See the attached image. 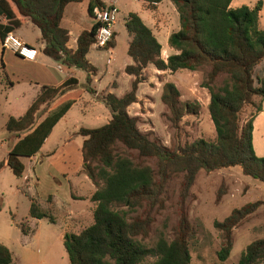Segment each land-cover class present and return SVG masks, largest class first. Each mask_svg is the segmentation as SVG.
<instances>
[{"label":"trees","instance_id":"16d2710c","mask_svg":"<svg viewBox=\"0 0 264 264\" xmlns=\"http://www.w3.org/2000/svg\"><path fill=\"white\" fill-rule=\"evenodd\" d=\"M86 1L91 17H94L95 9L106 7L103 0H0V18H6L9 23L6 26L0 24V38L3 42L9 33L21 28L26 21L32 22L41 31L44 54L67 68L86 72L88 91L95 94L90 85L93 76L97 75V68L90 63L88 55L95 43L99 24L80 34L76 50L69 48L70 32L62 26L68 5ZM143 1L150 9L162 2ZM170 1L181 21L180 31L169 39L170 47L178 53L165 61L162 45L153 30L137 13H130L126 22L131 38L128 55L134 64L126 67L125 73L135 78L131 90L121 98L102 93L101 101L111 111L109 123L95 129L82 128L73 136L84 139V173L96 191L90 198L94 204V223L80 233L67 231L63 234L69 264H191V246L197 240V232L186 212L181 214L173 238L159 241L157 261L148 262L149 251L140 241L149 235L153 223L152 208L160 206L168 181L182 176L184 199L202 171L211 174L240 167L245 176L264 183V158L256 154L254 147V123L263 111L264 103V80L257 85L256 75L257 67L264 62V30L260 28L263 3L254 8L232 9L233 0ZM115 46L114 36L103 50ZM150 66L171 73L208 69L205 87L210 92L209 113L217 134L215 140L199 139L171 149L140 130L139 117L132 116L129 108L139 103V87L148 81ZM1 69L5 70L3 61ZM219 78H223L220 85ZM6 82L7 86L13 85L8 76ZM78 84L77 79L71 78L61 87H44L24 116L9 118L6 129L19 140L0 164V171L8 167L17 178H23L26 171L23 159L40 153L55 126L81 95L59 101L50 108L46 119L36 126L39 112L76 89ZM162 102L170 109V120L176 128L186 113H198V108L182 102L174 83L165 84ZM247 107L253 111L243 124L242 116ZM221 198L219 196L218 200ZM262 205L263 202L247 204L234 209L223 222H215L223 238L218 254L222 262L227 261L233 251L234 230ZM114 206L127 210L116 211ZM147 207V215L131 218V213ZM29 217L57 224L52 198L48 200L47 208L31 199ZM20 228L25 235L31 232L27 219ZM13 263V253L0 244V264ZM239 264H264V239L247 246Z\"/></svg>","mask_w":264,"mask_h":264},{"label":"rangeland","instance_id":"374dc122","mask_svg":"<svg viewBox=\"0 0 264 264\" xmlns=\"http://www.w3.org/2000/svg\"><path fill=\"white\" fill-rule=\"evenodd\" d=\"M260 2L263 3L260 14V28L264 30V0H233L231 8L237 9L242 6L254 8ZM119 6L122 13L119 15L117 29L121 36L118 39L116 48L111 54V52L93 46L88 58L98 68L96 76L98 82L93 85V88L106 91L109 85V87H113V83L118 81L120 87L110 89V91L121 96L131 89V77L125 73V68L134 64L132 58L128 55L129 37L125 29V22L129 14L138 13L144 16L146 13H151L154 14V18L161 17V19L166 16L169 20L170 18L173 19L176 25L179 24L180 29L181 21L176 7L170 0H162L159 12L146 9L143 0H120ZM82 19L84 21L77 25L78 30L87 29L85 23L90 18L85 14ZM67 24V21H65L66 26ZM24 33L26 40L34 44L37 42V37L40 36V33L34 31L32 27L25 28ZM161 42L169 48L168 43L165 44L163 39H161ZM76 46L75 44L74 47ZM109 58L112 60L111 64L108 63ZM148 71L149 79L142 86L141 91L142 102L130 111L133 116L139 114L140 130L149 134L151 139L171 149L178 146L184 147L199 139L215 140L217 134L209 113L210 92L205 87L208 69L202 68L195 72L182 70L177 73L153 74L155 68L150 66ZM87 76V73L82 70L77 74L79 86L76 94L83 95V99L72 110L73 115L68 119L67 126L78 123L82 128H100L106 125L108 117H111V111L101 101L102 92L97 97L88 91ZM257 78V85H259L261 81L259 75H257ZM222 82L223 78H219L218 84L220 85ZM167 83H174L178 87L183 103L198 108L197 114L186 113L178 128L170 120L172 117L170 109L162 102L163 88ZM5 106L4 101H1L0 162L7 158L13 145V140L6 130L5 114L7 112L5 111L7 109ZM252 111L251 108L247 107L242 116L243 124L250 118ZM257 129L254 143L255 150L259 157L264 158V115L259 117ZM62 139H65L64 131L58 129L55 131L48 148L56 147L57 144L62 142ZM23 162L27 166L30 164L26 158L23 159ZM150 164L154 166L153 163ZM59 166L55 160L44 161L39 171L41 179L39 186H37L39 192L46 191L52 195L62 194V186L66 177L57 176L61 173ZM46 174L49 175L48 178L52 179L51 181L45 179ZM24 185V178H17L10 169L0 172V226L9 221L17 222L20 225L29 217L31 201L29 191ZM56 190L59 192H56ZM219 196H222L220 201L218 200ZM256 202H263L262 207L234 230L233 251L228 260L222 262L218 254L223 246V238L221 232L216 229L215 222H223L234 209ZM159 205L152 208L153 223L148 237L145 239L140 238L142 246L149 251L148 262L150 263L159 259V241L162 238L167 240L173 238L174 229L178 225L183 212L188 214L197 232V240L191 246V264H239L241 254L247 246L256 240L264 239V183L245 176L240 167L224 169L211 174L202 171L185 199L183 178L182 176L174 177L165 186ZM113 208L116 211L127 210V208L118 206ZM148 211L149 207L140 210L138 213H131V218L137 215L145 216ZM93 223L92 210L87 222L71 223L69 228L65 229V232L80 233ZM60 231L59 225L55 226L48 221H44L43 227H41V236L42 238H55ZM34 251L38 255L43 254L42 247H35ZM50 257L52 258V256ZM43 264H69V258L67 255L62 261V259L59 260L58 258L57 260L54 257L45 260Z\"/></svg>","mask_w":264,"mask_h":264},{"label":"crops","instance_id":"0c3cea01","mask_svg":"<svg viewBox=\"0 0 264 264\" xmlns=\"http://www.w3.org/2000/svg\"><path fill=\"white\" fill-rule=\"evenodd\" d=\"M103 1L106 3L107 6H115L116 8L119 9L120 14L122 13L119 6L120 0H103ZM160 5L161 3H159L155 9H150L148 5L144 2V7L146 9L155 10V12L160 11L159 9ZM88 6L89 4L86 1L83 3H72L68 5V7L66 8L65 15L62 21V26L70 32V42L68 46L72 50L77 49V46L74 47V45L78 44V38L80 34L83 31H90L93 28V26L96 24L95 19L89 15ZM85 14H87L88 17L90 18V20H87V22L85 23L87 29L78 30L77 25H79L80 22L84 21L82 17L83 15L85 16ZM138 15L142 18L145 24L153 30L156 38L162 45V58L165 61H167L170 56L178 53L175 49L170 47L169 39L173 33H177L180 31L179 24L176 25L173 19L170 18L169 20L168 17L166 16H164L161 19V17L154 18V14L151 13L150 14L146 13V15L144 16L140 14ZM65 21H67L68 23L67 26L65 25ZM126 22H125V29H126ZM118 23L119 20L114 28L116 46L118 39L121 36V33L117 29ZM0 24L6 26L9 23L6 18L1 17ZM30 27H32L34 31H38L40 33V36L37 37L38 39L35 44L30 41H27L25 38L26 35L24 33V29L25 28L28 29ZM11 33H13L16 37H18L23 43H25L29 47L35 48L38 51V55L34 61L26 60L11 50H5L3 48V42L0 38V103L1 101H4L6 105L5 106L7 109V111H5L7 112L5 114L6 125L11 116L15 118H20L24 116L26 112L29 110V108L33 105V103L37 100L44 87L58 88L61 87L65 82H67L71 78H75L78 80L77 74L80 71L79 69L76 68H71V69L67 68L44 54L45 44L41 40L42 37L41 31L36 26H34L32 22L26 21L25 25H23L21 28L15 29ZM128 37L130 43L131 38L129 36V33H128ZM161 39H163L165 44L168 43L169 48L165 47V45L162 44ZM116 46L114 48L105 51L111 52L112 54V51L116 48ZM2 61L5 64V70L1 69ZM89 61L93 66L97 68L95 63H92L91 60ZM111 62L112 60L111 58H109L108 63L111 64ZM157 73L162 74L166 72H161L155 69L153 74H157ZM262 73L264 74V62L256 69V75H259V78L261 80H264V75ZM97 74H98V68H97ZM7 76L13 82L12 86H7V82H6ZM96 76H93L92 84L90 85V87L96 92L95 95L97 97L100 95L101 92L102 93L104 92L106 94H113L121 98L129 92L126 91L124 95L118 96L113 91H110V89H117L118 87H120V83L118 81H115L116 85H114L115 82L113 83V87H109L110 86L109 85L106 91H100L94 89L93 85L98 82V77ZM130 77L132 84L135 78L133 76ZM145 83L141 84L139 87V92H138L139 103L131 106L129 108V112L136 105L141 104L143 99L141 91H142V86ZM77 89L78 87L74 90L69 91L63 97L58 98L50 106H44L39 112L36 126L40 125L46 119L50 108H52L59 101L67 98L68 96L75 95L77 93ZM82 99H83V95L78 99V102L72 107V109L58 122V124L53 129L51 136L46 140L40 153L35 157L26 158L29 160L30 163L29 166H27L23 162L26 166V171L23 176L25 180L24 186L29 191L28 194L30 196V201L31 199H35L39 201L44 208H47L48 200L52 198V204L55 208V214L57 216V224H52V225L55 226L59 225L61 231L57 233L55 238H50V237L42 238L41 227H43L44 221H48V220L47 219L38 220L30 217L27 218L28 225L31 228V232L29 233V235H25L22 232L20 225H18L17 222L14 223L12 221H9L8 223L3 224L4 227L3 225H1L0 244L8 247L10 251L13 253V257H14L13 264H43L45 260H50L54 257L57 260L59 258V260L62 259L63 261L64 258L68 255L63 243V234L65 233V229L69 228L70 224L74 222H82V223L87 222L89 219V215L94 208V204L90 201V198L95 193L96 187L91 181V179L84 173V159L82 153L84 139L81 137L79 138L73 137L74 134H76L77 132L80 131V129H82V127L78 123L72 124L70 126L66 125L68 119L73 115L72 110ZM262 115H264V103H263V111L255 119L254 143H255L256 133L258 130L257 121L259 117ZM134 117H140V116L139 114H135ZM107 120L109 123L111 117H108ZM58 129H62V131H64L65 139H62V142L57 144L56 147L48 148L49 147L48 145L51 143V139L53 138L55 131H57ZM10 137L13 140V145H12L13 148L19 139L14 134H10ZM74 147L76 151L74 150ZM46 160H52V161L55 160L57 165H60L59 171L61 172L60 174H57V176L66 177L64 180V185L62 186V194L60 195L59 194L52 195L50 194V192L49 193L46 191L39 192V190H37V186H39L41 181L40 173H39L40 167L43 166L44 161ZM2 162H0V164ZM7 169L10 168L5 167L1 171ZM48 177L49 175L46 174L45 179L47 181L48 180L51 181L52 179ZM56 192L59 191L56 190ZM35 247H42L43 254L38 255L34 251ZM50 256H52V258Z\"/></svg>","mask_w":264,"mask_h":264},{"label":"built area","instance_id":"2783aa9c","mask_svg":"<svg viewBox=\"0 0 264 264\" xmlns=\"http://www.w3.org/2000/svg\"><path fill=\"white\" fill-rule=\"evenodd\" d=\"M120 11L115 6H107L105 8H97L94 11V19L99 24L96 33V40L94 47L98 49L106 48L114 38V28L119 20ZM3 48L11 50L18 54L20 57L34 61L38 55L35 48L29 47L23 43L13 33H9L3 41Z\"/></svg>","mask_w":264,"mask_h":264}]
</instances>
